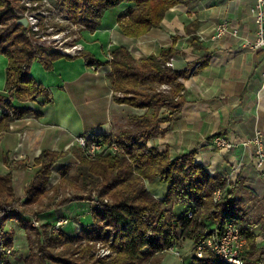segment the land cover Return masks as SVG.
Segmentation results:
<instances>
[{
    "label": "trees",
    "instance_id": "obj_1",
    "mask_svg": "<svg viewBox=\"0 0 264 264\" xmlns=\"http://www.w3.org/2000/svg\"><path fill=\"white\" fill-rule=\"evenodd\" d=\"M54 1L67 11L72 22L81 26L80 30L101 27L106 12L123 5L126 9L118 17L119 26L125 35L138 37L160 26L171 7L186 0ZM174 53L176 49L170 46L159 55L150 54L136 59L126 47L111 48L113 57L109 79L115 91L124 93V98L117 101L149 110L142 114L129 113L127 126H121L109 135L85 136L88 142L99 139L115 142L119 148L117 152L107 151L106 147L90 157L81 145L74 143L69 152L78 162L72 158L71 163L75 162L72 174L70 166H62L59 171L62 186L73 189L72 195L46 205L48 199L51 200L49 203L54 201L61 188H54L55 193L48 195L47 188L56 164L69 152L44 149L35 159V173L21 197L15 190L13 170L27 168L28 162L10 159L8 155L4 157L9 172H0V259L7 257V249L14 243V229L7 228L8 221L29 212L32 219H37L39 213L74 200L87 199L94 202L91 207L93 222L86 225L89 226L87 236L98 241L108 240L113 234L111 246L117 256L109 262L104 258L90 261L92 246L68 253L65 246L69 247L71 242L82 236H71L69 242L64 243V248L55 252L64 239L63 233L53 232L56 220H46L40 227L21 225L31 248L25 264H50V261L58 264H162L164 252L171 247H179L180 242L186 239L193 243V264H224L209 249L201 258L195 250L203 240L221 233L228 218L233 219L247 239L245 264L260 250L253 227L261 224L264 232V210L255 220L236 198L243 187L241 179L211 175L196 161L195 151L174 157L168 148L162 150L149 144L150 138L158 133V125L176 119L184 103L182 77L187 74L165 65ZM0 54L8 58L6 85L0 91L1 134L14 120L33 112L26 104L28 101L43 98L45 104L54 102L52 91L32 76L31 66L39 61L50 70L54 61L64 55L32 42L28 28L19 22L10 0H0ZM79 56L90 65L99 64L85 50ZM207 63L208 59H204L200 66ZM163 84L170 85L171 89L168 92L158 89ZM163 106H168L169 111L160 116ZM156 178L168 185L163 198L157 197L146 185L148 180ZM35 204L46 207L40 211L27 208ZM175 204H184L187 208L183 213H176L173 210ZM104 227H111L112 232L102 234ZM263 254L264 251L254 258L253 264H264Z\"/></svg>",
    "mask_w": 264,
    "mask_h": 264
},
{
    "label": "crops",
    "instance_id": "obj_2",
    "mask_svg": "<svg viewBox=\"0 0 264 264\" xmlns=\"http://www.w3.org/2000/svg\"><path fill=\"white\" fill-rule=\"evenodd\" d=\"M253 2L186 0L171 7L160 26L138 37L122 32L118 17L126 7L120 5L106 12L101 27L82 31L84 50L99 64L90 65L82 56H62L48 70L35 61L30 72L52 91L54 102L45 104L43 98L28 101L26 104L33 112L14 120L10 128L0 134V172H9L4 160L6 155L28 162L27 168L13 170L17 195H24L35 173V159L44 149L68 152L78 136L91 138L114 132L127 125L129 113L142 114L149 110L120 103L112 96L111 62L106 56L112 47H126L136 59H141L150 54L159 55L164 48L174 46L176 53L168 59L173 58V64L166 66L187 74L182 77L184 103L176 119L158 125V133L150 138L149 144L162 150L168 148L174 157L195 151L196 161L211 175L241 179L243 187L236 198L257 220L264 210V161L259 162L253 148L245 141L258 130L264 134V53L243 42L255 37L256 26L249 13ZM224 19L239 29V36L213 37L216 25ZM204 59H208V63L200 66ZM7 62L8 58L0 54V91L6 85ZM168 111L169 107L163 106L160 116ZM216 135L226 137L234 146L226 148L212 144ZM21 177L24 179L20 180ZM146 185L159 198L167 193L168 185L160 178L148 180ZM82 201L54 208L51 222L66 216L68 205L78 203L74 221L91 224L92 212H79L81 203L86 202ZM186 208L187 205L175 204L173 210L183 213ZM12 225L15 234L14 225H18L21 236L16 235V240L22 244H19L21 248L25 247L22 223L13 220ZM253 231L260 250L248 264H253L254 258L264 251L261 224H255ZM180 244L175 249L182 250ZM162 264H186V259L167 251Z\"/></svg>",
    "mask_w": 264,
    "mask_h": 264
},
{
    "label": "built area",
    "instance_id": "obj_3",
    "mask_svg": "<svg viewBox=\"0 0 264 264\" xmlns=\"http://www.w3.org/2000/svg\"><path fill=\"white\" fill-rule=\"evenodd\" d=\"M17 4L18 5L14 3L16 6L15 13L19 20L22 18L27 19L28 25H26V27L28 28L32 42L48 50L60 51L64 56H79L83 50L80 41L77 42L76 38L70 40L71 37L66 36L67 32H69L67 31L68 29L58 30L51 25L52 23L49 24V19L59 15L71 25H74L69 19L68 13L63 11L54 0H17ZM249 13L256 26L255 37L252 40H244L243 42L246 46L264 53V0H254L253 4L250 6ZM43 23L45 25H43ZM226 34H232L236 37L239 36V29L232 25L231 21L228 19H224L216 25L213 37L220 38ZM172 64L173 58L166 62L165 65L171 66ZM162 87L165 89V87L168 88L169 86L163 84ZM76 142L83 147L90 157L102 152L106 147H108L107 151L117 152L119 150L115 142H104L103 139L88 142L85 136H78ZM211 143L226 148H232L234 146L229 139L221 135L214 136ZM245 144L253 148L259 162L264 161V134L261 130H258L252 138L246 140ZM190 214L192 213L190 212ZM38 221L37 219L33 224L36 225ZM69 221L70 220L66 216L58 218L52 226L53 232H60L69 224ZM246 245L247 239L245 235L234 223L233 219L228 218L221 233L203 240L196 247L195 254L201 258L204 256L206 250L209 249L214 253L217 259L224 264H245L244 252ZM12 248L13 246L7 249V257L5 259L1 258L0 264H13ZM103 249L106 250V248ZM169 250L175 251V248L171 247ZM107 253L108 251L102 253V255H106Z\"/></svg>",
    "mask_w": 264,
    "mask_h": 264
},
{
    "label": "rangeland",
    "instance_id": "obj_4",
    "mask_svg": "<svg viewBox=\"0 0 264 264\" xmlns=\"http://www.w3.org/2000/svg\"><path fill=\"white\" fill-rule=\"evenodd\" d=\"M10 2H11L12 6L14 8L16 7L14 5V3L16 5H18L17 4V0L16 1L10 0ZM63 11L67 12L64 9H63ZM50 23H52L51 25L54 28L58 29V30L68 29L67 31H69V32H67L66 36L67 37L70 36L72 38V39L70 38V40H74V38H76L77 39V42L80 41V43L82 45V48L84 50L85 44L83 43V39L81 38V34H82V31L83 30H80L81 29V26L79 24H76V23L73 22L74 25H71L69 22H67L66 20H64L62 16L60 17L59 15H56V16L52 17L51 19H49V24ZM43 25H45V24L43 23ZM106 56L109 58V60L112 59L113 55L111 54V50H109V52L107 53ZM161 86H159L158 89L160 88V90H163L164 88L161 87ZM168 86L169 87L168 88L165 87V89L163 91L168 92L171 89V86L170 85H168ZM112 96L117 101L118 98H124V93L122 91H115L114 90V87H113ZM130 106H132V105H130ZM136 113H138V112H136ZM122 126L125 127L127 125H122ZM112 132L113 131L108 132V133H104V134L109 135ZM69 157H71V159H69ZM72 158H74L73 161H75L76 163L78 162V161H76L75 157L72 156L70 154V152H69V154L67 155V157L61 159L56 164L57 166L54 169L55 171H54V173H53V175L51 177L50 184H49V186L47 188L48 189L47 191L49 192L48 195H53L55 193L54 188H56V187H58V188L61 187V188H59L58 193L55 196V199H54L53 202L49 203L51 200H49V199L47 200L46 199L47 200L46 201L47 202L46 205H50V204L53 205V204L57 203L59 200H62V199L66 198L69 195H72L74 193V190L73 189H71L69 187L62 186L63 185V183L61 182L62 176H61V173L59 172L60 169L62 168V166H70L71 167L70 174H72V171H73V168H74L73 167V164L71 166V160H72ZM75 162H73V163H75ZM23 179H24L23 177L20 178V180H23ZM24 198H26V197H24ZM74 201H76V200H74ZM80 201L83 202L82 200H80ZM85 203H87V205L83 207L82 204H85ZM77 204L78 203L71 204V205H68V207H67V210H66V214L67 215H66V217L70 221H69V224L66 225L61 230V232L63 233V238L64 239L62 241H60L59 245L55 249V252H60L64 248V246H65L64 243L65 242L68 243L69 242V238L71 236H76V237L82 236L81 239L77 240L76 242H71L69 244V247L65 246L67 248L68 253L69 252H78L80 250H83L82 247L87 248L89 246H92L90 248V261H96L98 258H104L106 261L109 262L110 260H112L113 258H115L117 256L115 250L111 246L112 245V242H113V238H114L113 234H110V237H109L108 240H106V239L105 240L99 239L98 241H92V240H90L89 237L87 236V233H86V231L89 230L88 229L89 226L86 227V225H83V224H81L79 222L74 221V219L77 216V214H75V213L78 212V210H76ZM66 205L67 204H64L63 206H66ZM93 205H94V202L91 199L90 200L87 199L86 202L81 203V206L79 207L80 208V211L79 212H86V211H90L91 212V209H92L91 207ZM44 207H46V206L45 205L42 206V205L35 204V205L29 206L27 208H30V209H32L34 211L35 210H39L40 211ZM55 209H53L51 211H48V212L39 213L38 214L39 217L37 218L39 221L37 223L35 222L36 225H34L33 223L37 219H34V218L32 219L31 218L32 213H30V212L27 215H24V216L20 217L19 219H14V221L15 222L16 221L17 222H21L22 224H28L29 226L40 227L42 223L47 222L46 220H50V221L51 220H54L55 213H52V211L54 212ZM48 210H50V209H48ZM63 217H65V216H63ZM12 221L13 220H10L7 223V228H9V230H13ZM72 221H73V223H72ZM14 228H15L16 234L14 232V241H13L14 243H13V248H12V262H13V264H25V259H26V257L28 256V254L30 253V250H31L30 245H29V240L27 239V237L24 238V244L23 245H25V247L21 248L22 246L20 247V245H22V244H20L16 240V235L19 238L21 236V231H19L18 225H16V226L14 225ZM103 232L104 233H102V234H105L107 232H110L111 233L112 232V228L111 227H104V231ZM181 242H182V244H180V246L183 247L182 250L181 249H179V250L175 249V251L174 250H166L164 252V254L167 251H170L172 253L174 252V255L176 257L181 258V259L183 258L184 261L186 259V264H193L194 262L192 261V258H191L194 255L192 241L186 239V240H182ZM15 243H17V245ZM103 248H106V250L103 249ZM104 250H105V252L108 251V253L106 255H102V253H105ZM176 252H178V253H176ZM50 264H58V263L50 261ZM141 264H148V262H143Z\"/></svg>",
    "mask_w": 264,
    "mask_h": 264
},
{
    "label": "water",
    "instance_id": "obj_5",
    "mask_svg": "<svg viewBox=\"0 0 264 264\" xmlns=\"http://www.w3.org/2000/svg\"><path fill=\"white\" fill-rule=\"evenodd\" d=\"M19 22L22 23V24L25 25V26L28 25V21H27L26 18H22V19H20ZM25 199H26V198H23V200H25Z\"/></svg>",
    "mask_w": 264,
    "mask_h": 264
}]
</instances>
